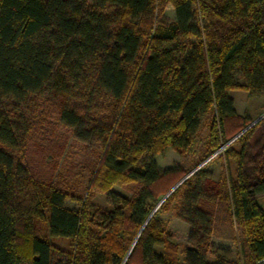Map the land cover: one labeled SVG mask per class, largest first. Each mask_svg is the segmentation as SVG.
Returning a JSON list of instances; mask_svg holds the SVG:
<instances>
[{"label":"trees","instance_id":"obj_1","mask_svg":"<svg viewBox=\"0 0 264 264\" xmlns=\"http://www.w3.org/2000/svg\"><path fill=\"white\" fill-rule=\"evenodd\" d=\"M237 89L264 93V0H0V264H179L153 247L174 249L154 210L180 189L187 264H257L264 117L245 130L254 120L236 111L228 93ZM48 111L78 141L103 146V182L123 177L142 189L127 198L108 188L114 210L98 212L100 221L88 200L66 207L72 195L12 152ZM204 114L212 123L202 159L190 170L161 169L157 155L193 150ZM233 138L217 156L236 160V177L216 180L202 163ZM168 175L178 185L159 201L154 187ZM47 216L52 236L73 240L71 251L37 235ZM226 221L241 228L243 263L230 250L208 260Z\"/></svg>","mask_w":264,"mask_h":264},{"label":"rangeland","instance_id":"obj_2","mask_svg":"<svg viewBox=\"0 0 264 264\" xmlns=\"http://www.w3.org/2000/svg\"><path fill=\"white\" fill-rule=\"evenodd\" d=\"M163 12L165 22L170 23L176 20V11L172 4H168ZM190 38L191 41L196 42L195 38ZM183 40L184 38L181 37L168 47L183 44ZM237 82L245 83L240 76L237 77ZM228 94L234 99L235 109L240 115L256 120L264 114V93L255 94L244 89H237L229 91ZM40 116L41 119L39 120L43 122L42 125L35 128L36 131L31 133V136L23 143L22 148L13 149L12 152L27 166L30 173L33 175L38 173L55 183H60L72 195L66 199V207L78 210L88 200V204H91L90 211L95 213L96 220L100 221L98 212L114 210V206L108 198V188L127 198L135 196L142 189L141 185L123 177H110L107 182H103L104 178H107L104 174L106 171L101 169V160L104 154L103 146L92 148L78 141L74 136L73 129L65 126L59 118L53 115L52 111L38 117L40 118ZM211 123L212 116L204 114L201 119L199 135L194 144V151L192 150L183 156L176 150L169 148L165 153L155 157L158 166L163 170L175 167L190 170L195 167L206 153V145L210 141ZM236 138L224 144L218 152L203 162L204 164L208 162L205 167L212 171L216 180H220L224 173L227 176L236 177V160L232 159L226 163L223 158L217 156L219 153L223 154L227 146ZM197 169L191 170L188 175L190 176ZM96 181V185H93ZM176 185H178V179L173 175H168L157 183L154 189L159 196V201ZM182 195L183 191L180 189L176 194L174 193V196L170 197L171 199H164L160 205H158V201V206L156 205L157 208L154 210L157 228L164 233L174 249H170L164 243L155 244L153 248L158 254L173 253L179 264H187L186 249L190 247L188 238L191 226L176 215ZM74 197H79V199L76 200ZM36 233L40 238L50 241L61 249L71 251L73 248L71 238L51 235L48 216L45 220L37 221ZM218 233L213 236L214 248L209 254L208 260L214 262L223 250H230L233 258L240 259L243 263V258H241L243 236L240 226L236 225L234 221L232 223L226 221L220 224Z\"/></svg>","mask_w":264,"mask_h":264},{"label":"water","instance_id":"obj_3","mask_svg":"<svg viewBox=\"0 0 264 264\" xmlns=\"http://www.w3.org/2000/svg\"><path fill=\"white\" fill-rule=\"evenodd\" d=\"M263 117H264V114H262L261 116H259L256 120H254V121H253V122H252V123H251V124L245 129V130H247L248 128H250L251 126H253L256 122H258V121H259L260 119H262ZM245 130H244V131H245ZM244 131H243V132H244ZM243 132H242V133H243ZM203 164H204V163H203ZM188 176H189V175H188ZM188 176H187V177H188Z\"/></svg>","mask_w":264,"mask_h":264},{"label":"crops","instance_id":"obj_4","mask_svg":"<svg viewBox=\"0 0 264 264\" xmlns=\"http://www.w3.org/2000/svg\"><path fill=\"white\" fill-rule=\"evenodd\" d=\"M259 202L261 206L264 208V196L260 198Z\"/></svg>","mask_w":264,"mask_h":264},{"label":"built area","instance_id":"obj_5","mask_svg":"<svg viewBox=\"0 0 264 264\" xmlns=\"http://www.w3.org/2000/svg\"><path fill=\"white\" fill-rule=\"evenodd\" d=\"M257 264H264V257L257 261Z\"/></svg>","mask_w":264,"mask_h":264}]
</instances>
